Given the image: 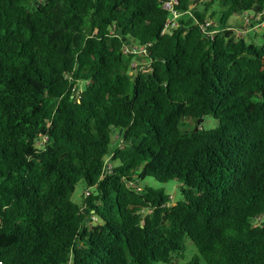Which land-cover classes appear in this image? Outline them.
Masks as SVG:
<instances>
[{
	"label": "trees",
	"instance_id": "16d2710c",
	"mask_svg": "<svg viewBox=\"0 0 264 264\" xmlns=\"http://www.w3.org/2000/svg\"><path fill=\"white\" fill-rule=\"evenodd\" d=\"M166 1L0 0V264H264V0Z\"/></svg>",
	"mask_w": 264,
	"mask_h": 264
},
{
	"label": "rangeland",
	"instance_id": "374dc122",
	"mask_svg": "<svg viewBox=\"0 0 264 264\" xmlns=\"http://www.w3.org/2000/svg\"><path fill=\"white\" fill-rule=\"evenodd\" d=\"M205 0H198L196 2L195 5L197 9H201L203 6V2ZM235 21V29L232 30V32L235 34L236 37L241 38L243 40H245L246 43H252V44H257L259 45L261 43V38L262 35L264 34V26L260 27V28H255L254 30L252 29H247L248 27L244 24L242 18L239 17H231L230 18V22H234ZM129 44L125 45V52H131V50H129ZM136 50H133L131 53L134 55V58L131 62L130 65V69L128 71V73L133 76L137 70H140L142 67L141 65L144 64V57H143V52L139 51V48L137 49L135 47ZM79 89H82L84 87V84H79L78 85ZM182 126L187 128L188 130L195 128L196 129H214L217 126V120H215L214 118L211 117H206L203 119V121H201L199 124L195 125L193 122L188 121L187 119H184L182 122ZM145 183L152 185L156 188H164L165 191L170 195V198L172 200V202L174 203L176 200H179L181 198L180 192L177 188V184L176 182H168L167 184H160L157 182H154L151 179H147L145 181ZM84 185L82 183H79L76 187H75V191L72 194V201L79 203L82 200V193L84 191ZM187 249L184 253V258L181 259L177 264H186L191 257L196 253L194 246L192 245V243L187 240ZM199 264H205L203 260L200 259V263Z\"/></svg>",
	"mask_w": 264,
	"mask_h": 264
},
{
	"label": "built area",
	"instance_id": "2783aa9c",
	"mask_svg": "<svg viewBox=\"0 0 264 264\" xmlns=\"http://www.w3.org/2000/svg\"><path fill=\"white\" fill-rule=\"evenodd\" d=\"M173 4H174V0H168V1L164 2L162 5V8L168 12V18L165 21V24H164V27L162 30V34H170L171 31L177 27V23H178L177 20L181 16V14H179L173 8ZM239 16L242 18L244 24L248 27L247 29L254 30L255 28H260V27L264 26V19H263L264 10L262 12H256V11L243 12L236 17H239ZM201 28H202V30H204V25L201 26ZM234 29L235 28L231 29V31ZM208 34L211 35V33H208ZM139 51L143 52V54L145 53L144 49L139 48ZM71 91H72L74 96H78L77 85H74L71 88ZM45 142H46V136H42L40 138V140H38L36 142V148L37 149L41 148ZM104 169L105 170L110 169L109 157H107L105 162H104ZM85 195H87L86 192H85ZM92 219L95 220L94 217H92Z\"/></svg>",
	"mask_w": 264,
	"mask_h": 264
},
{
	"label": "water",
	"instance_id": "95a60500",
	"mask_svg": "<svg viewBox=\"0 0 264 264\" xmlns=\"http://www.w3.org/2000/svg\"><path fill=\"white\" fill-rule=\"evenodd\" d=\"M197 1H198V0H195L193 4H196ZM195 130H196V129H195Z\"/></svg>",
	"mask_w": 264,
	"mask_h": 264
}]
</instances>
